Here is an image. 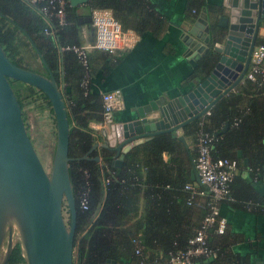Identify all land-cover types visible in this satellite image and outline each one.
<instances>
[{
  "label": "trees",
  "instance_id": "1",
  "mask_svg": "<svg viewBox=\"0 0 264 264\" xmlns=\"http://www.w3.org/2000/svg\"><path fill=\"white\" fill-rule=\"evenodd\" d=\"M118 1L87 0L86 3L90 8L109 9L121 25L115 12ZM37 6L29 0H0V46L8 60L19 67L37 72L25 57L38 59L41 73L56 81L64 101L68 123L67 169L75 207L72 264H140V261L164 264L172 252L187 247V240L208 210V198L198 206L186 204L188 192L183 190V185L193 184L189 179L188 156L193 159L194 147L187 153L176 136L161 133L133 146L123 155L118 167L108 158L111 153L103 148H95L87 155H98L101 161L81 159L99 139L91 123L101 121L100 94L91 90L90 81L84 92L80 86L83 70L75 55L59 50L60 46L80 44L74 7L66 6L64 22L58 25L55 20L46 23ZM188 6L203 7V0H189ZM44 27L53 32L52 37L43 33ZM209 65L206 59L199 60L193 75L204 77ZM7 80L20 107L26 133L28 110L49 114L55 131L47 96L32 85ZM225 123L226 129L213 139L211 156L235 159L238 169H249L251 179L254 174L260 177L264 172V73L253 81L244 79L234 91L218 100L208 115L183 125V136L194 144L200 129L214 134ZM237 151L247 158V167L242 166ZM162 153L168 155L169 164L163 163ZM237 174L229 185V195L261 205L262 197L253 193L250 184H237L241 179ZM82 192L87 202L84 210L79 206ZM63 204L68 214L64 201ZM215 234L209 231L206 239L210 247L217 248L216 257L211 260L196 257L192 264L235 263L236 258L226 254L222 244L208 242ZM132 240L140 246L139 255L134 253L136 243ZM5 264H26L20 241L12 244Z\"/></svg>",
  "mask_w": 264,
  "mask_h": 264
},
{
  "label": "water",
  "instance_id": "2",
  "mask_svg": "<svg viewBox=\"0 0 264 264\" xmlns=\"http://www.w3.org/2000/svg\"><path fill=\"white\" fill-rule=\"evenodd\" d=\"M86 1L68 0V4L75 7ZM213 7L199 14L193 24L198 32L189 29V35H184L188 50L196 52L194 58L201 56L210 63L204 77L194 75L188 91L159 105L156 102L148 109L156 112L153 117L146 119L138 113L139 121L102 127L99 133L103 141L94 142L81 159L99 161L98 155L87 156L98 147L113 152L108 158L114 166H120L128 150L161 133H171L184 143L183 137L176 135L177 130L203 115L243 80L257 31L264 23V0H221ZM7 78L40 89L50 102L55 143L49 172L36 156ZM226 127L227 123L213 135L218 136ZM67 143L66 110L56 81L14 65L0 46V245L6 235L0 264L6 263L11 252L12 229L19 236L26 264H72L75 207L67 169ZM242 161L247 165L246 159ZM190 179L198 183L193 165ZM63 201L68 209V225L61 212Z\"/></svg>",
  "mask_w": 264,
  "mask_h": 264
},
{
  "label": "crops",
  "instance_id": "3",
  "mask_svg": "<svg viewBox=\"0 0 264 264\" xmlns=\"http://www.w3.org/2000/svg\"><path fill=\"white\" fill-rule=\"evenodd\" d=\"M188 1H118L119 8L115 12L121 20V25L135 32L134 43L128 49L112 54L97 49H90L88 52L91 90L98 94L113 89L120 91L119 106L112 113L111 123L124 125L139 121L138 113H142L146 119L153 117L156 112L148 109L153 108L156 102L159 105L163 101H170L190 89L196 63L203 58H194L196 52L188 50L184 35L188 34L189 29H194L193 24L204 9L211 10L221 0H203V7L199 8H191ZM91 9L93 8L87 3L73 9L76 18H80V21H76L75 28L80 44L93 41V28L90 21H86V18L90 17ZM215 19L216 17L212 16L211 21L215 22ZM263 24L259 26L256 41H260ZM194 32L198 30L194 29ZM50 36H53L52 31ZM30 67L39 73L43 72L38 59H34ZM203 116L205 115L198 118ZM141 126L143 127V123ZM91 127L99 136L96 141L102 142L99 133L102 127L97 128L92 123ZM176 135L183 137L182 143L189 153L188 149L192 150L194 144L183 136V128L178 129ZM168 158L166 153L161 154L163 163L169 164ZM188 158L190 179L192 158ZM240 158L242 166L247 167V158L241 157V153ZM243 159H246L247 165L243 164ZM248 170L236 168L234 175L238 172L237 175L241 178L237 184H250L253 193L262 197V204L243 199L235 200L232 196L221 201L218 211L225 219V229L221 234L211 235L208 242L212 243L211 245L222 244L225 253L236 258L234 264H264V172L260 177L252 175L251 179ZM205 198L208 196L196 197V205L203 204Z\"/></svg>",
  "mask_w": 264,
  "mask_h": 264
},
{
  "label": "built area",
  "instance_id": "4",
  "mask_svg": "<svg viewBox=\"0 0 264 264\" xmlns=\"http://www.w3.org/2000/svg\"><path fill=\"white\" fill-rule=\"evenodd\" d=\"M29 2L38 4V12L46 23L55 20L58 25H61L64 22L68 0H29ZM90 23L94 31L92 42L59 47L60 51H70L75 55L83 70L80 86L84 92H86L89 83V50L97 49L107 54H112L115 51L130 48L136 38V34L132 29L122 28L110 10L105 8L91 9ZM43 33L50 35L51 31L44 27ZM260 37V41L256 42L251 50L249 64L243 79L253 81L256 76H261L264 73V24ZM119 97V89L100 93L101 121L92 123L93 126L97 128L107 127L111 123L112 113L119 106ZM209 109L203 115H208ZM214 138L215 136L212 133L201 129L197 132L193 146L194 157L192 165L198 178V183L183 185V190L188 192L186 204H196V197L208 196L206 202L207 213L202 218L193 236L187 240V247L184 250L172 252L164 264H192V260L196 257L210 260L216 257L217 248L210 247L206 238L209 231L221 234L225 229V219L219 215L218 205L221 201L230 198L229 185L236 171L237 163L232 158H213L211 156ZM105 182H107V179H105ZM79 206L82 210L87 208L85 192L80 193ZM132 242L136 243L135 240H132ZM134 253L140 254V246L137 243L134 246ZM140 264L143 263L140 261Z\"/></svg>",
  "mask_w": 264,
  "mask_h": 264
},
{
  "label": "rangeland",
  "instance_id": "5",
  "mask_svg": "<svg viewBox=\"0 0 264 264\" xmlns=\"http://www.w3.org/2000/svg\"><path fill=\"white\" fill-rule=\"evenodd\" d=\"M26 60L30 64L33 63L34 59L26 56ZM26 123L29 127L27 132L28 137L31 140L32 147L39 159L42 167L46 172H49L52 154L55 143V131L52 123L51 116L49 114H36L30 110L27 111ZM62 216L66 225H68V214L64 204L62 205ZM12 244L15 241H19V236L14 229L11 230ZM6 235L4 236L0 245V261L3 258L5 252Z\"/></svg>",
  "mask_w": 264,
  "mask_h": 264
},
{
  "label": "flooded vegetation",
  "instance_id": "6",
  "mask_svg": "<svg viewBox=\"0 0 264 264\" xmlns=\"http://www.w3.org/2000/svg\"><path fill=\"white\" fill-rule=\"evenodd\" d=\"M255 42H257V41H255Z\"/></svg>",
  "mask_w": 264,
  "mask_h": 264
}]
</instances>
